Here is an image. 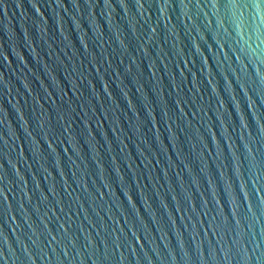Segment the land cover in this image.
Segmentation results:
<instances>
[{
  "label": "water",
  "instance_id": "water-1",
  "mask_svg": "<svg viewBox=\"0 0 264 264\" xmlns=\"http://www.w3.org/2000/svg\"><path fill=\"white\" fill-rule=\"evenodd\" d=\"M0 264H264V0H0Z\"/></svg>",
  "mask_w": 264,
  "mask_h": 264
}]
</instances>
